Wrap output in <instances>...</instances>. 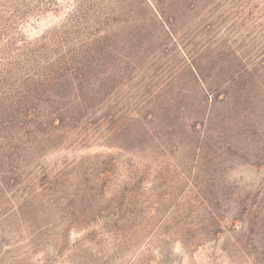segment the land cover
Masks as SVG:
<instances>
[{
  "label": "rangeland",
  "instance_id": "374dc122",
  "mask_svg": "<svg viewBox=\"0 0 264 264\" xmlns=\"http://www.w3.org/2000/svg\"><path fill=\"white\" fill-rule=\"evenodd\" d=\"M0 264H264V0H0Z\"/></svg>",
  "mask_w": 264,
  "mask_h": 264
},
{
  "label": "trees",
  "instance_id": "16d2710c",
  "mask_svg": "<svg viewBox=\"0 0 264 264\" xmlns=\"http://www.w3.org/2000/svg\"><path fill=\"white\" fill-rule=\"evenodd\" d=\"M6 72V75H10V74H14L15 72H11L10 70H8V71H5ZM27 99H31V97H28Z\"/></svg>",
  "mask_w": 264,
  "mask_h": 264
}]
</instances>
